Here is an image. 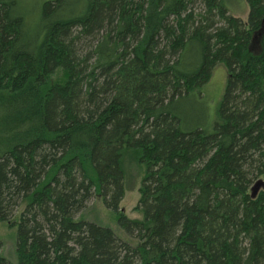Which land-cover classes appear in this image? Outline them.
<instances>
[{
  "label": "trees",
  "instance_id": "16d2710c",
  "mask_svg": "<svg viewBox=\"0 0 264 264\" xmlns=\"http://www.w3.org/2000/svg\"><path fill=\"white\" fill-rule=\"evenodd\" d=\"M245 1L246 19L229 0H0V222L24 206L17 264H264V0ZM219 64L214 130L187 127L181 102ZM127 155L141 220L122 208ZM99 199L138 245L76 219Z\"/></svg>",
  "mask_w": 264,
  "mask_h": 264
},
{
  "label": "rangeland",
  "instance_id": "374dc122",
  "mask_svg": "<svg viewBox=\"0 0 264 264\" xmlns=\"http://www.w3.org/2000/svg\"><path fill=\"white\" fill-rule=\"evenodd\" d=\"M46 1L48 0H23V4L30 11L37 12L41 4ZM228 7L234 16L247 18L249 5L245 0H229ZM227 82V70L223 64H219L213 71L211 80L202 88V94L195 93L181 102L187 127L195 128L201 125L207 131L214 130V123L218 118ZM127 156L124 160L126 195L122 208L129 218L141 220L143 218L142 213L135 211L134 208L137 206L140 198L139 189L142 184L144 170L136 163L133 164L131 158ZM23 210L24 206H20L9 221L0 222V254L5 256L11 264H17L18 262V231ZM76 216V219L83 217L89 222L108 227L123 240L132 245H138V241L134 240L121 227L117 213L108 209L102 199L91 201L87 208Z\"/></svg>",
  "mask_w": 264,
  "mask_h": 264
},
{
  "label": "water",
  "instance_id": "95a60500",
  "mask_svg": "<svg viewBox=\"0 0 264 264\" xmlns=\"http://www.w3.org/2000/svg\"><path fill=\"white\" fill-rule=\"evenodd\" d=\"M257 187H260V184H257ZM256 189H258V188H255V191H257ZM124 211V210H123Z\"/></svg>",
  "mask_w": 264,
  "mask_h": 264
}]
</instances>
